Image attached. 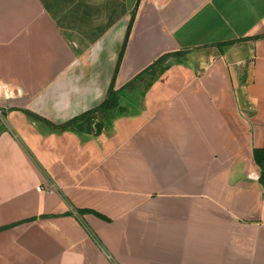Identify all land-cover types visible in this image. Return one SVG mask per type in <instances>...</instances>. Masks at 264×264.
Wrapping results in <instances>:
<instances>
[{
  "label": "crops",
  "instance_id": "crops-1",
  "mask_svg": "<svg viewBox=\"0 0 264 264\" xmlns=\"http://www.w3.org/2000/svg\"><path fill=\"white\" fill-rule=\"evenodd\" d=\"M0 110V264H264V0H0Z\"/></svg>",
  "mask_w": 264,
  "mask_h": 264
},
{
  "label": "trees",
  "instance_id": "trees-1",
  "mask_svg": "<svg viewBox=\"0 0 264 264\" xmlns=\"http://www.w3.org/2000/svg\"><path fill=\"white\" fill-rule=\"evenodd\" d=\"M110 93H109V97H110ZM107 106V103H104L102 106H101V109H105V107ZM81 118H83V123H85L86 125H92V115L91 113H88V114H85L83 115ZM80 118L78 119H75L63 126H61L60 128L61 129H65V128H73V129H79L78 127V124L76 123L77 120H79ZM264 150H256L255 151V157L257 159V162L259 163V165H261L262 167V179L264 181V167H263V164H264Z\"/></svg>",
  "mask_w": 264,
  "mask_h": 264
},
{
  "label": "built area",
  "instance_id": "built-area-1",
  "mask_svg": "<svg viewBox=\"0 0 264 264\" xmlns=\"http://www.w3.org/2000/svg\"><path fill=\"white\" fill-rule=\"evenodd\" d=\"M0 115L2 116L3 115V111L2 110H0ZM38 188V190H40V191H42V190H47L48 192H53V191H55L56 190V186H55V184H50V185H48L47 187H43V186H38L37 187Z\"/></svg>",
  "mask_w": 264,
  "mask_h": 264
}]
</instances>
